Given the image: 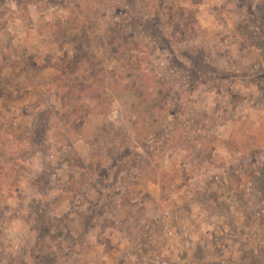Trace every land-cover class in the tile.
Here are the masks:
<instances>
[{"label": "rangeland", "instance_id": "obj_1", "mask_svg": "<svg viewBox=\"0 0 264 264\" xmlns=\"http://www.w3.org/2000/svg\"><path fill=\"white\" fill-rule=\"evenodd\" d=\"M0 264H264V0H0Z\"/></svg>", "mask_w": 264, "mask_h": 264}]
</instances>
